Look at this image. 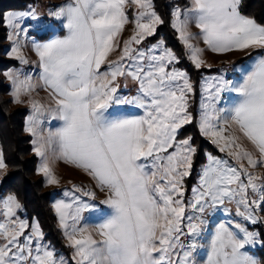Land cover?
Listing matches in <instances>:
<instances>
[{
    "label": "snow or ice",
    "instance_id": "snow-or-ice-1",
    "mask_svg": "<svg viewBox=\"0 0 264 264\" xmlns=\"http://www.w3.org/2000/svg\"><path fill=\"white\" fill-rule=\"evenodd\" d=\"M241 4L184 0L172 8L170 26L196 69L206 64L205 49L193 41L202 40L218 55L250 57L231 69L234 79L226 78L225 69L204 78L198 119L190 110L196 89L177 67L179 57L163 40L135 47L165 23L154 0H66L50 13L63 22L66 35L32 41L37 80L19 71L3 73L16 104L37 89L49 93L47 105L29 100L24 129L34 138L46 183L59 185L52 167L59 160L84 172L105 195L101 203L110 212L92 228L82 223L83 213L97 205L82 197L94 201L97 191L74 185L62 193L69 201L53 204L74 264H259L249 249L264 240L248 225L264 223V176L256 171L264 168V24L243 14ZM28 17L38 19L35 9L3 16L12 30L11 56L25 64L21 21ZM130 23L133 32L121 45ZM121 79L137 86L135 95L121 93ZM122 106L141 114L120 111ZM51 120L59 122L54 131L46 126ZM194 120L227 158L207 155L186 200L185 178L192 175L197 147L181 129ZM7 168L0 149V172ZM23 211L16 195L0 197V264H67L45 242L39 221L20 218ZM217 211L231 219L210 226Z\"/></svg>",
    "mask_w": 264,
    "mask_h": 264
},
{
    "label": "rangeland",
    "instance_id": "rangeland-1",
    "mask_svg": "<svg viewBox=\"0 0 264 264\" xmlns=\"http://www.w3.org/2000/svg\"><path fill=\"white\" fill-rule=\"evenodd\" d=\"M22 2H23V6L19 8L7 10L4 15H6L8 12H22V11L26 12V11H29L30 9H35L38 19L33 20L30 17H28V18H25L23 21H21L22 27L25 28L27 31V37L21 38L20 40L21 55L25 59H27L28 63L25 64V63H22L20 60L12 58L11 49L14 47V45H13V42L10 41L7 37L6 50H5V53L3 54V58H5L6 60H12L15 62L14 64H10L6 66L1 71L0 76H2V78L10 85V92L8 94V97L12 101V106L14 108H23L27 110V115L25 119V123H26L28 115L31 114V106H30L29 100L35 99L47 105L50 101L49 93L46 91H43L42 89H37V91L33 94L31 98L22 96L21 99L23 103L16 104L13 102L14 98L11 95L12 88H13L12 83L3 75V73L9 72V71L11 72L19 71L23 74L31 75L34 81L37 80L38 74L40 72L39 58L37 57L34 49L32 48V41H36L38 43H47L52 39H55L57 37H63L64 35H66V29H64L63 27V22L60 20H56L52 15H50V13L55 10L56 6H59L65 3L66 0H23ZM170 3H171V11H172V8L174 5H177V4L182 5L184 3V0H170ZM127 11L129 12V16L131 19L132 18L131 13L133 11L132 7L130 6L129 9H127ZM133 27L134 26L131 23L125 26L123 36L120 38L121 45L123 43V40L129 38L130 35L132 34ZM160 27L161 25L158 26L157 34L155 36L148 37L142 45L135 46V47H143L146 44H149V43L155 44L159 40H163L165 43V46L170 48L179 57L180 64H178L177 67L188 73L193 84L196 82L197 79H199L198 94H197V89L195 88V84H194V88L196 89V94L194 97L190 99V104H191L190 110L193 111L194 116H196L198 119V109H199V103H200V98H201L200 97V84L203 82L204 78L208 76L217 75L220 73L222 69H225L226 78L234 79L237 74L233 73L231 69L235 67L237 64H240L242 61L249 59L250 58L249 53L244 52V53H229L225 55H218V54L208 51L207 46L203 43L202 40L193 41V43L196 44L198 47L205 49L204 59L206 60V64L202 68L196 69L194 64L188 58V50L184 47V45L181 42L180 43L183 46L185 53H186L184 56H181L178 53H176L163 38H158V39L156 38ZM7 29H8V36H9L12 30L8 27ZM191 31L193 32V34L199 33V30L196 29L194 26L191 27ZM113 58H114V55L110 56L109 59L111 60ZM187 62H189L192 65V68L194 67V69L198 71L197 76L188 72ZM125 83L127 84V87H125ZM136 87L137 86L131 80L124 81L123 79H121V90L120 91L122 94L128 95V96L135 95ZM197 95H198V99H197L198 102L196 103ZM119 110L132 113V114H137V115L141 114L140 109H136L131 106H122ZM45 119L47 122V117ZM190 125L191 124L185 125L184 128L181 129V132H183ZM46 126L47 128H51L54 131L56 127H59V122L56 120H51L50 123H46ZM26 134L29 135L27 132ZM202 138L204 141L208 143L207 147L203 148L205 162L197 168V172L195 173L196 176L193 179H192L193 175L185 178V187L186 189H189V191L185 192L186 200L191 198L190 189L192 187L197 186V183L199 180L200 169L205 164H207V155L211 153L212 155L218 156L220 158H227L226 154L219 152L218 148L214 144H212L209 139L203 136ZM33 139L34 138L32 137V140ZM201 145H202L201 143L195 144V146L197 147V156L194 158L192 174L194 173L195 162H196V158L198 157V154L200 153ZM0 149H2L1 144H0ZM37 158H38L37 174L39 177H42L45 180L46 189L51 192V206H52L53 211H54V208H53L54 202L59 201V200H65V201L70 200L69 197L63 196L62 193L65 190H72L73 186L75 185V186L83 187L85 189H91V190L97 191V198L94 201L90 200V198L88 197H82V199H84L85 201L97 205V208L94 209L92 212L83 213L85 220L82 221V223H87L89 227L92 228L95 223L99 222L103 214L110 212V209H108L106 205L101 203V201L105 198V195L103 193H100L98 189L94 187V181L90 177H88L84 172H82L79 169H76L70 164H65L63 161L58 160L52 165V167H53V171H54L56 178L59 180V185H48L46 183V178L43 175L38 173V168L40 166L41 159L39 157ZM256 171L260 175L264 176V168H258ZM5 174H6V171L0 172V188H1ZM8 195H11V194H8ZM8 195L4 196L0 194V197H6ZM75 195L80 196L81 194L75 193ZM19 215H20V218L22 219H28L30 224L32 223V221H39L37 218L30 219L27 213L25 212V210L23 211V213H19ZM260 215L261 217H264V212H262ZM211 216H212V219L210 220V226L215 225L218 222L227 221L228 219H231V217H229L227 214L223 213L222 211H217L216 213L211 214ZM56 218H57V227L60 230L64 248L60 247L54 239H50V237L48 238V234L46 233L45 229L41 226V229L43 230L45 234V242L49 245L54 246L56 251L64 256V258L67 261V264H74V262L71 259L73 250L71 248L66 247V241H65L64 236L62 235V230L59 227L57 215H56ZM236 220L238 221L239 217H236ZM248 227H249V230L260 233L261 239L264 240V223H257L254 225L249 224ZM249 251L251 252L252 255H254L257 258V260L259 261V264H264V244L257 245L255 248L249 249Z\"/></svg>",
    "mask_w": 264,
    "mask_h": 264
},
{
    "label": "trees",
    "instance_id": "trees-1",
    "mask_svg": "<svg viewBox=\"0 0 264 264\" xmlns=\"http://www.w3.org/2000/svg\"><path fill=\"white\" fill-rule=\"evenodd\" d=\"M22 1L0 0V73L6 66L15 62L3 58L8 37L3 16L7 10L23 6ZM154 3L156 11L165 20L156 38H163L176 53L184 56L185 50L170 26L172 12L170 0H154ZM241 10L243 14L264 24V0H242ZM187 70L193 75H198V71L192 68L189 62H187ZM194 84L198 94L199 79ZM9 92L10 85L0 76V144L5 155V163L8 164L0 194L16 195L24 205L29 218H37L48 234V238L54 239L60 247L64 248L60 230L57 227V218L51 206V192L46 189L45 180L37 174L38 158L33 152L32 137L24 130L27 110L14 108L8 97ZM197 99L198 95L196 103ZM182 133L184 138L192 136L195 144H202L196 158L193 179L197 168L205 162L203 148L207 147L208 143L200 135L195 120Z\"/></svg>",
    "mask_w": 264,
    "mask_h": 264
}]
</instances>
